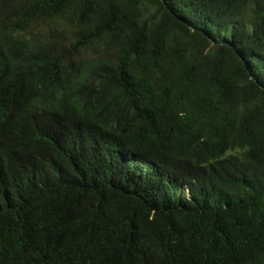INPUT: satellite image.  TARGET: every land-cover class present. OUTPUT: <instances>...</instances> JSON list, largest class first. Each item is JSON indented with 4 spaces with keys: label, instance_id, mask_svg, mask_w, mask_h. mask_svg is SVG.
<instances>
[{
    "label": "trees",
    "instance_id": "trees-1",
    "mask_svg": "<svg viewBox=\"0 0 264 264\" xmlns=\"http://www.w3.org/2000/svg\"><path fill=\"white\" fill-rule=\"evenodd\" d=\"M0 264H264V0H0Z\"/></svg>",
    "mask_w": 264,
    "mask_h": 264
}]
</instances>
